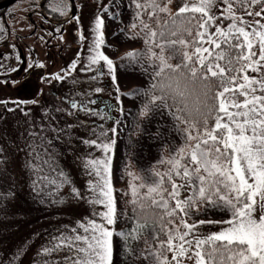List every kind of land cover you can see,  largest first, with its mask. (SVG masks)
I'll return each mask as SVG.
<instances>
[{
  "label": "snow or ice",
  "instance_id": "1",
  "mask_svg": "<svg viewBox=\"0 0 264 264\" xmlns=\"http://www.w3.org/2000/svg\"><path fill=\"white\" fill-rule=\"evenodd\" d=\"M172 3L109 0L97 8L110 20L121 22L124 11L133 9L130 22L114 35L143 41V49L129 50L120 59L126 72L130 67L132 72L149 77L147 87L121 91L117 65L101 50L106 46V24L99 14L90 29L87 54L77 51L66 69L40 76L41 83H62L78 65H82L80 72L94 73L93 81L107 74L115 92V109L109 104L103 109L89 107L98 104L96 99L87 103L69 99L70 109L77 111L68 115L84 111L110 120L113 110L124 113L122 97L141 96L139 115L145 119L157 112L170 115L182 144L166 157L162 155L147 175L126 166L130 189L126 204L132 208L127 216L113 196L111 153L119 129H105L103 125L99 130L93 128L94 138H84L82 143L102 155L95 157L89 152L83 167L86 175L96 179L88 181L89 195L75 187L72 192L90 205L103 206L96 213L100 220H80L70 230L65 226L50 235L37 252L39 264H114L116 236L123 238L129 264L141 260L147 264H264V0H181L175 13L170 8ZM51 11L80 21L79 16L70 14L69 0H53ZM55 31L62 33L59 27ZM79 39L83 42L87 38L81 34ZM16 59L21 61V56ZM45 67L42 62H29L23 71L30 74ZM72 83H78L75 77ZM104 91L98 86L92 88L96 95ZM39 95H43L42 90ZM13 103L19 107L39 101ZM45 115L53 118L47 112ZM46 131L41 125L40 133ZM52 131L59 139L63 129L53 126ZM40 133H30L40 140L39 145H29V156L35 162L28 166L36 173L44 172L52 156L48 152L52 139ZM158 135L163 140V132ZM39 147L45 149L44 154L37 151ZM56 172L55 178L37 175L33 191L49 186L58 190L69 183L62 171ZM214 214L222 218H205ZM125 216L132 223L128 231L116 232L109 227ZM206 225H218L219 231L203 232ZM140 242L143 248L133 247ZM22 254L23 250H18L14 260ZM56 256H60L58 261L48 259Z\"/></svg>",
  "mask_w": 264,
  "mask_h": 264
},
{
  "label": "rangeland",
  "instance_id": "2",
  "mask_svg": "<svg viewBox=\"0 0 264 264\" xmlns=\"http://www.w3.org/2000/svg\"><path fill=\"white\" fill-rule=\"evenodd\" d=\"M52 2L53 0H49L45 6L43 0H16L0 13V264H8L9 261H13V264H39L40 257L37 252L50 235L62 231L65 226L70 230L80 220H100L96 213L102 211L103 206L90 205L72 192L75 187L81 193L89 195L88 181L96 179L86 175L83 167L84 158L89 152L95 157L102 155L99 150L82 143L84 138H94L91 131L93 128L99 130L103 125L105 129L113 126L119 129L118 134L113 137L117 143L111 155L113 196L121 211L125 210L123 201L130 198V195H126L123 200L121 196L123 191L124 195L130 193L126 166L134 173L147 175L162 155L166 157L170 150L182 144L181 136L174 130L175 122L170 115L161 116L157 112L148 119L139 115L143 100L141 96L122 97L124 113L113 110L110 120L90 116L84 111L68 115L69 111H77L70 109L67 102L69 99L77 103L96 99L97 105L88 106L99 109L101 108L98 105L101 103L102 109L105 104L112 105L114 109L116 107L111 78L105 74L98 81H93V72L79 71L82 65H78L72 76L62 83L53 81L47 84L40 81L43 74L59 73L61 69H66L76 59L77 51L87 54L88 44L92 39L90 29L98 14L103 16L106 24V46L101 50L117 65L121 91L126 93L135 87H147L149 77L132 72L130 67L126 72L120 59L129 50L143 49V41H131L123 34L114 35L130 22L133 9L124 11L122 22L113 21L107 14L97 11L99 4L109 3V0H69L70 14L80 18L77 23L53 13ZM124 2L126 4L127 0ZM180 3L181 0H173L170 5L172 12ZM227 23L228 21L224 22L225 26ZM57 27L62 29V33L55 31ZM61 34L63 40L60 39ZM81 34L87 38L83 42L79 39ZM18 55L21 56V61H17ZM29 62H42L46 67L34 69L30 74L25 73L23 68ZM177 62L178 60L172 61ZM17 67L21 70L13 72L12 69ZM72 77L78 83L73 84ZM94 86L104 88L105 91L96 95L92 92ZM39 90L43 91V95L38 96ZM33 99L39 103L20 104L19 107L13 103ZM57 108L65 111L57 112ZM163 111L167 113V109ZM45 112L54 119L46 116ZM116 120L121 123L117 125ZM41 125L47 129L46 132L40 133ZM53 126L63 129L59 133V139L54 138L56 133L52 131ZM160 131L163 132V140L158 135ZM32 132L52 139V146L48 149L52 154L50 165L44 166L43 173H36L28 166L30 162H35L29 156L32 151L29 145L40 144L38 137L30 135ZM148 132H151L150 136ZM37 151L45 153L43 147L37 148ZM44 158L48 159V156L45 155ZM57 169L65 174L69 183L58 190L55 186H49L43 188V191H33V180L37 175H51L55 178ZM205 218L219 220L222 216L214 214ZM126 220V216L121 217L116 224L109 227L121 232ZM201 230L219 231V226L206 225ZM133 247L143 248L144 245L142 242L134 243ZM21 249L23 254L18 260H14ZM48 259L58 261L60 256ZM113 259L114 264H129L131 260L125 254L122 237H114ZM132 264L147 262L132 261Z\"/></svg>",
  "mask_w": 264,
  "mask_h": 264
},
{
  "label": "trees",
  "instance_id": "3",
  "mask_svg": "<svg viewBox=\"0 0 264 264\" xmlns=\"http://www.w3.org/2000/svg\"><path fill=\"white\" fill-rule=\"evenodd\" d=\"M48 2H49V0H43V4H44L45 6L47 5ZM3 9H4V8H0V13L3 11ZM175 11H176V10H175ZM175 11H173V13H175ZM164 18L167 19L168 17L165 16ZM153 27H155L154 22H153ZM147 86H148V85H147ZM156 164H157V163H156ZM156 164H155V165H156ZM155 165H154V166H155ZM120 192H121V190H120ZM123 193H124V191H123ZM123 193L121 192V196L123 197V200H124V196H126L127 194L124 195ZM127 199H130V198L127 197L126 200L123 201V202H124V208H125V210H126V214H127V216H130V215L132 214V208H131L130 205H127V204H126ZM125 210H124V211H125ZM131 227H132V223L129 222L128 220H126V224H125V226L122 228L121 232H122V231H123V232H126V231H128Z\"/></svg>",
  "mask_w": 264,
  "mask_h": 264
},
{
  "label": "water",
  "instance_id": "4",
  "mask_svg": "<svg viewBox=\"0 0 264 264\" xmlns=\"http://www.w3.org/2000/svg\"><path fill=\"white\" fill-rule=\"evenodd\" d=\"M16 0H0V8H5ZM7 78V77H5Z\"/></svg>",
  "mask_w": 264,
  "mask_h": 264
},
{
  "label": "flooded vegetation",
  "instance_id": "5",
  "mask_svg": "<svg viewBox=\"0 0 264 264\" xmlns=\"http://www.w3.org/2000/svg\"><path fill=\"white\" fill-rule=\"evenodd\" d=\"M98 106H100V108L102 109V106H103V104L101 103L100 105H98Z\"/></svg>",
  "mask_w": 264,
  "mask_h": 264
}]
</instances>
